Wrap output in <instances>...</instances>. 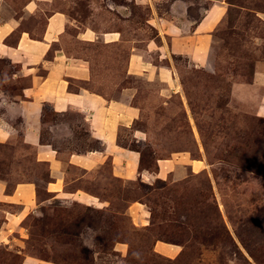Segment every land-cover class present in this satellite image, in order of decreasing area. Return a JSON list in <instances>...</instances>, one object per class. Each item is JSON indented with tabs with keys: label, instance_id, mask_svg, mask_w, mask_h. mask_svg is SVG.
<instances>
[{
	"label": "rangeland",
	"instance_id": "rangeland-1",
	"mask_svg": "<svg viewBox=\"0 0 264 264\" xmlns=\"http://www.w3.org/2000/svg\"><path fill=\"white\" fill-rule=\"evenodd\" d=\"M27 1L6 0L7 12L38 37L46 15L69 19L53 50L61 45L91 78L72 88L137 109L118 144L138 151L151 178H112L107 164L87 176L65 164L67 185L54 195L34 148L19 136L0 144L5 194L37 186L29 210L0 201V264H264V118L255 113L264 87H251L264 80V0H52L39 19L24 16ZM214 6L221 18L198 27ZM110 34L119 35L107 44ZM11 70L0 63L1 90L15 86ZM44 112L41 142L64 162L101 149L86 117ZM160 161L170 162L159 177ZM132 203L145 207L147 225L128 216ZM156 242L179 255L156 253Z\"/></svg>",
	"mask_w": 264,
	"mask_h": 264
},
{
	"label": "crops",
	"instance_id": "crops-1",
	"mask_svg": "<svg viewBox=\"0 0 264 264\" xmlns=\"http://www.w3.org/2000/svg\"><path fill=\"white\" fill-rule=\"evenodd\" d=\"M51 1L28 0L22 12L25 13L24 16L39 19L41 14H44L42 4ZM8 9L6 0H0V63H6L12 68L8 84H15L10 87L13 90L8 91L4 86L2 90L0 88V144L19 136L24 145L34 148L36 160L49 166L48 181L45 182L44 188L46 192L54 195L63 192L67 185L65 164L77 167L87 176L107 164L112 178L123 181L136 178L150 180L151 175H145L148 172L139 169L138 151L125 149L118 144L119 128L129 127L133 123L138 115L137 109L122 100H108L103 97L104 94L94 92L93 89L71 87L72 83L87 82L91 78L87 66L75 63L65 54L61 45L53 50L55 43L60 44V38L70 23L69 19L60 12L46 15V24L38 37V28L23 29V15L9 13ZM223 11L222 7L214 6L205 13L198 27L209 28L221 18ZM14 35L15 39L10 41ZM118 35H106V40H109L107 44L117 41ZM81 36L85 38V32ZM48 55L51 58L48 59ZM255 86L264 87L263 78L260 83L253 81L251 87ZM47 106L58 115L76 112L86 117L90 135L99 141L101 149L83 155L69 154L64 162L56 150L41 142L42 131L47 127L44 120V108ZM255 113L257 117L264 118V93L259 96ZM168 162L170 161H160L159 177L164 169L169 167ZM105 177L107 176L100 175L101 186ZM36 189V184L23 182L16 184L11 195H6L5 188L0 185V201L20 205L26 211L36 202ZM80 193L82 192L77 190L72 195L79 196ZM88 198L91 199L86 198L87 202H94L95 198ZM126 213L139 226L147 225L148 212L143 205L132 203L127 207ZM154 250L169 259L176 258L180 253L177 246L163 242H156Z\"/></svg>",
	"mask_w": 264,
	"mask_h": 264
},
{
	"label": "trees",
	"instance_id": "trees-1",
	"mask_svg": "<svg viewBox=\"0 0 264 264\" xmlns=\"http://www.w3.org/2000/svg\"><path fill=\"white\" fill-rule=\"evenodd\" d=\"M0 77H1V75H0Z\"/></svg>",
	"mask_w": 264,
	"mask_h": 264
}]
</instances>
